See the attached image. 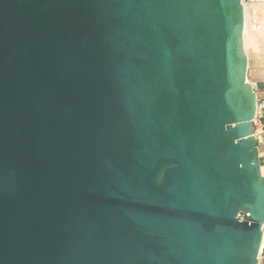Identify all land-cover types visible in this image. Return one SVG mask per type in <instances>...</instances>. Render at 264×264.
Listing matches in <instances>:
<instances>
[{
	"label": "water",
	"instance_id": "95a60500",
	"mask_svg": "<svg viewBox=\"0 0 264 264\" xmlns=\"http://www.w3.org/2000/svg\"><path fill=\"white\" fill-rule=\"evenodd\" d=\"M245 18L242 0H0V264H258Z\"/></svg>",
	"mask_w": 264,
	"mask_h": 264
},
{
	"label": "bare ground",
	"instance_id": "6f19581e",
	"mask_svg": "<svg viewBox=\"0 0 264 264\" xmlns=\"http://www.w3.org/2000/svg\"><path fill=\"white\" fill-rule=\"evenodd\" d=\"M244 7L246 17L243 34L244 47L249 60H251L254 52L264 55V3L244 4ZM248 80L252 81L249 73ZM262 172L264 173V167L262 168Z\"/></svg>",
	"mask_w": 264,
	"mask_h": 264
},
{
	"label": "built area",
	"instance_id": "2783aa9c",
	"mask_svg": "<svg viewBox=\"0 0 264 264\" xmlns=\"http://www.w3.org/2000/svg\"><path fill=\"white\" fill-rule=\"evenodd\" d=\"M243 4H261L264 0H242ZM257 95V114L253 119L254 124V136L258 141L259 159L261 169L264 167V89L261 88L259 82H250ZM263 173V172H262ZM264 174V173H263ZM241 219L245 218V215H239ZM264 232V229H263ZM258 264H264V233L261 245V250L259 254Z\"/></svg>",
	"mask_w": 264,
	"mask_h": 264
},
{
	"label": "rangeland",
	"instance_id": "374dc122",
	"mask_svg": "<svg viewBox=\"0 0 264 264\" xmlns=\"http://www.w3.org/2000/svg\"><path fill=\"white\" fill-rule=\"evenodd\" d=\"M254 53L250 60L249 75L252 81L259 82L261 88L264 89V55Z\"/></svg>",
	"mask_w": 264,
	"mask_h": 264
}]
</instances>
